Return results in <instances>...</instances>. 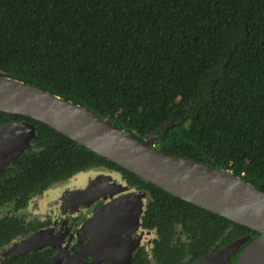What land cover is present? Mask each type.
I'll return each mask as SVG.
<instances>
[{"label":"trees","instance_id":"obj_1","mask_svg":"<svg viewBox=\"0 0 264 264\" xmlns=\"http://www.w3.org/2000/svg\"><path fill=\"white\" fill-rule=\"evenodd\" d=\"M0 76L72 101L156 147L233 174L264 192V0H0ZM0 174V209L89 169L149 194L153 249L133 264H193L258 233L176 198L51 127ZM0 220V247L22 234ZM251 240V241H252ZM231 259L234 264L250 244ZM9 261L4 264H12Z\"/></svg>","mask_w":264,"mask_h":264},{"label":"water","instance_id":"obj_2","mask_svg":"<svg viewBox=\"0 0 264 264\" xmlns=\"http://www.w3.org/2000/svg\"><path fill=\"white\" fill-rule=\"evenodd\" d=\"M181 110L182 108L174 113L170 124L162 127L160 135L148 134L145 142H141L105 118L98 117L72 101L35 85L0 76V113L41 122L78 146L89 149L170 195L258 233L254 240L251 236L243 237L221 250L212 251L193 264H229L250 240L252 241L234 264H264V192L229 172L156 147L155 141L165 139ZM37 137V128L27 121L0 124V172L17 166ZM103 179L113 180L110 176L103 175L98 181ZM81 194L74 196L79 201L88 200L89 204L100 196L96 191H83ZM146 198L145 192L131 191L127 187L125 197H119L114 203L117 205L119 201H127V237L141 226ZM107 208L95 219L106 215ZM95 219L90 220L88 226L93 222L95 224ZM44 240L43 237L34 236L31 242L24 244L17 253L6 259L50 246L48 243L44 244ZM91 249L90 247L87 252L89 256H92ZM55 260L51 259L45 264H55ZM110 260L113 261L112 256ZM131 261L132 251H129L127 264Z\"/></svg>","mask_w":264,"mask_h":264},{"label":"flooded vegetation","instance_id":"obj_3","mask_svg":"<svg viewBox=\"0 0 264 264\" xmlns=\"http://www.w3.org/2000/svg\"><path fill=\"white\" fill-rule=\"evenodd\" d=\"M13 167H19V165L11 168ZM11 168L0 172V174ZM93 169L101 171L105 176L113 173L118 174L122 179V184L117 183L114 179L96 181L95 188L89 191H96L100 196L91 204L88 200L79 201L75 196H72L68 202H50L38 207V204L40 205L39 198H45L50 190L63 187L70 178L53 184L43 194L33 196L24 210L15 212L11 204L1 207L0 220L13 221L14 224L20 223L21 225L18 227L23 232L0 247V264L9 261H15L12 264H45L51 259H56L55 264H127V252L129 251H132L130 264H133L136 256L139 254L145 256L151 252L156 233L145 228L141 218V226L132 234L129 233V237H127V208H125L127 201H119V204L114 205L119 197H125L127 187L131 191H145L129 186L119 172L105 167L89 170ZM10 179L11 176L1 179L0 187ZM145 193L147 194L146 209L149 194ZM105 208H107L106 215L95 219ZM93 219L96 223L93 222L91 226H88V222ZM34 236L45 238L43 243H48L50 246L17 258L6 259V257L17 253L24 244L31 242ZM90 247L92 256L87 254ZM4 252L6 254H3ZM110 256L113 257L114 263L110 260Z\"/></svg>","mask_w":264,"mask_h":264},{"label":"rangeland","instance_id":"obj_4","mask_svg":"<svg viewBox=\"0 0 264 264\" xmlns=\"http://www.w3.org/2000/svg\"><path fill=\"white\" fill-rule=\"evenodd\" d=\"M104 173L98 170H89L86 172H81L67 181L63 187L55 190H50L45 198L41 197L38 199V207L44 206V204L53 202V203H60V201L68 202L70 197H74V195L81 194L83 191H89L95 188L94 183L98 181ZM113 178L117 183L122 184V179L118 174L113 173L109 175ZM37 209V207H36ZM38 210V209H37ZM26 213H28L26 211Z\"/></svg>","mask_w":264,"mask_h":264}]
</instances>
